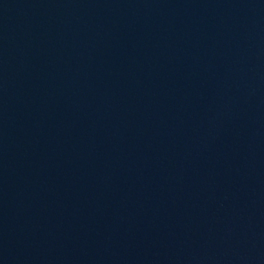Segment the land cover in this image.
Masks as SVG:
<instances>
[{
    "label": "water",
    "instance_id": "95a60500",
    "mask_svg": "<svg viewBox=\"0 0 264 264\" xmlns=\"http://www.w3.org/2000/svg\"><path fill=\"white\" fill-rule=\"evenodd\" d=\"M0 264H264V0H0Z\"/></svg>",
    "mask_w": 264,
    "mask_h": 264
}]
</instances>
